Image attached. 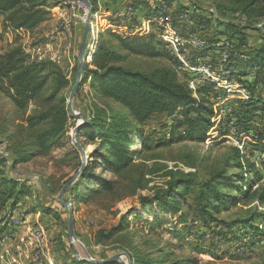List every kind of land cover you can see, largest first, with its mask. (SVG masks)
<instances>
[{
  "label": "rangeland",
  "instance_id": "374dc122",
  "mask_svg": "<svg viewBox=\"0 0 264 264\" xmlns=\"http://www.w3.org/2000/svg\"><path fill=\"white\" fill-rule=\"evenodd\" d=\"M141 1L146 3L144 8L140 5ZM96 2L90 21L88 48L93 43L97 47L104 42L112 46L116 52L125 55L110 32L121 36L152 34L164 42L169 56L177 62L179 79L189 88L194 89L197 84L209 81L215 83L216 88L224 89L225 94L223 96L220 94L218 98L214 97V93L210 95L215 116L212 117L214 125L208 130V138L205 141L177 140L171 144L158 146L156 139L168 136L169 120L164 114H155L142 127V135L133 136L134 144L130 149L136 153L131 156L130 164L123 168L120 174L98 170L102 177L115 180L114 189L89 194L78 201L74 199L68 201L73 205L74 245L79 257L104 259L117 252H125L128 256V253L135 254L139 251L154 259H161L160 261L166 259L167 262L177 258L194 257L197 264H264V219L256 216L264 212V207L252 195L238 204L223 207L216 215L222 222L235 223L231 229L222 224L216 225L215 222L210 228L205 227L190 205L193 193H188L180 199L185 222L177 224L175 230L170 224L154 226L150 229L134 216H130L128 226L123 231L111 238L105 237V234L101 236V231L106 232L117 225L121 215L128 213L130 209L141 210L140 197L153 196L179 175H193L197 181H202L221 170L229 174L235 173V169L229 168L232 145L244 151L261 170L263 176L260 183H264V138L259 141L263 149H252L249 143L254 138L251 131L241 135L239 131L232 129V132L226 135V140L219 137V129L222 125L220 119L224 117V113L234 107L233 100L248 98V90L236 78L227 79L223 76L227 71L220 61H225L229 53L227 48H221L225 43H217L215 49L207 50L205 54L200 55V51L209 44L208 41L216 30L224 29L219 26V22L230 21L228 9H236L239 4L231 0H97ZM147 7L150 9L147 10ZM59 10L65 14L63 35L57 32L61 22ZM76 13L77 6L74 1L61 0L59 4L57 2L50 9L49 18L40 23V25L46 23L45 26L40 28L39 25L32 30L33 39L17 34L22 31L15 35L9 32L8 35L0 33V53L17 41L32 57L56 62L70 80L69 87L62 91L64 96L68 97L75 81L77 53L84 26L81 21L79 24L76 23ZM202 16L203 19L207 18V24L204 21L197 22ZM255 17L257 18L253 20L244 18L234 20L241 23L249 21L258 29H264V16ZM53 18L57 22L55 31L54 26L50 27ZM73 25H76V31ZM44 34H47V38ZM257 35L250 31L249 42H258ZM10 39L12 42H9ZM47 43L51 44L49 57L46 51ZM93 53L87 49L86 61L89 69H93L91 64ZM119 63L144 72L159 67H173L172 60L150 58L145 55H126ZM211 65L214 68H211ZM84 69L85 66L72 102L73 111L79 113L85 120L93 113L94 104L99 107L110 106L118 111V105L94 93L89 85L90 77L82 84ZM46 92L43 95H46ZM46 106L47 102L41 97L32 101L25 110L20 111L15 109L9 99L0 92V140L5 141L10 137L8 139L10 145L19 141L27 132L24 118ZM68 115L66 133L62 139L64 144L61 148H53L47 154L35 156L10 170L14 177L26 181L30 194L21 198L8 218L5 230L0 233V264H3L1 261H12V258L16 259V264L49 262L48 247L54 255L56 264H90L76 258L68 240L67 209L57 202V195L64 181L75 175L78 161L75 154L69 153L74 151L71 133L77 121L69 113ZM256 118L257 123L262 124L258 115ZM251 127L254 128L255 124H251ZM143 137H149L145 147L141 144ZM6 143L8 144L7 141L0 143V151L6 152L10 149L6 148ZM90 146L93 148L92 145ZM89 153L86 154L87 162L90 160ZM253 154L256 155L252 157ZM229 191L235 194L234 190ZM43 206L52 207L56 215L53 212L44 213L41 209ZM146 217L151 219L149 214ZM249 217L255 218L256 227L261 229V233L254 238L252 247L248 246L249 237L244 235L238 222ZM172 220L173 223L176 222V218ZM22 224L25 226L21 233L23 236L15 235L14 232ZM61 247L64 249L61 250ZM23 252L29 258L17 261L22 260Z\"/></svg>",
  "mask_w": 264,
  "mask_h": 264
},
{
  "label": "trees",
  "instance_id": "16d2710c",
  "mask_svg": "<svg viewBox=\"0 0 264 264\" xmlns=\"http://www.w3.org/2000/svg\"><path fill=\"white\" fill-rule=\"evenodd\" d=\"M89 1L95 9L97 0ZM231 1L239 4V7L228 9L230 21L219 22V26L224 29L216 30L209 39V44L200 51V55L215 49L217 43H225L221 48H227L229 53L225 61H220L227 71L223 76L227 79L236 78L248 90V98L233 100L234 107L220 119L223 126H220L219 137L226 140V135L232 129L246 133L251 131L254 137L249 142L251 148L263 149L259 141L264 138V29H258L249 21L241 23L234 19L253 20L257 18L255 16H264V0ZM57 2L59 4L61 0H0V33L9 32L15 35L19 31L36 29L49 18L50 9ZM140 5L144 8L146 3L141 1ZM133 7L135 8V4ZM203 18H198L197 22H208L207 18ZM250 31L258 34V42H249ZM109 34L114 37L125 55L116 52L104 42L97 47L95 45L92 51L90 46L87 47L90 52H94L91 57L93 69H89L85 63L82 84L90 77L89 85L94 93L118 105V111L110 106L99 107L94 104V111L86 120L87 124L75 135V139L83 147L90 144L93 148L89 153L90 160L80 176L67 188L65 201H78L89 194L112 191L115 180L102 177L98 170L120 174L130 164L131 156L136 153L130 149L134 144L133 136L142 135V127L155 114H164L169 120L168 136L158 137V146L177 140L205 141L208 130L214 125L212 117L215 116L210 95L214 93V97L218 98L225 94L224 89L216 88L215 83L209 81L197 84L194 89L189 88L178 77L176 60L169 56L164 42L154 35ZM126 55L166 58L172 60L173 67H159L144 72L119 63ZM211 68H214L213 65ZM69 85L70 80L56 62L32 57L17 41L0 53V92L9 99L13 107L20 111L25 110L32 101L41 97L47 102L45 108L24 118L26 134L13 145L8 140L10 137L6 138V148L10 149L6 152L0 151V233L5 230L6 222L21 198L30 194L26 181L14 177L10 170L35 156L47 154L53 148H61L64 144L62 139L66 133L69 112L67 97L62 91ZM45 91L46 95H43ZM257 115L262 124L257 123ZM251 124H255V127H251ZM148 139L149 137H143L142 147L146 146ZM5 141L0 140V143ZM73 148L74 151L69 153L75 154L78 160L75 168L77 172L81 159L75 145ZM229 161V168L235 169V173L229 174L221 170L202 181H197L193 175H179L153 196L140 197L139 204L142 209H130L128 213L121 215L117 225L106 232L101 231V236L105 234V237L111 238L123 231L128 226L130 216H134L150 229L170 224L175 230L179 224L185 222L180 199L188 193H193L190 205L205 227L210 228L215 222L216 225L222 224L231 229L235 223L222 222L216 215L223 207L238 204L251 195L264 207V183H260L263 176L261 170L244 151L234 145L231 146ZM229 190H234L235 194ZM41 209L47 214L55 213L52 207L43 206ZM147 214L151 219L146 217ZM256 216L264 219V212ZM174 218L175 223L172 220ZM254 220L255 218L249 217L238 221L244 235L249 237V247L254 245V238L261 233ZM245 247L247 248L246 243ZM128 257L130 264H197L194 257L167 262L166 259L160 261L161 259H154L139 251L135 254L128 253Z\"/></svg>",
  "mask_w": 264,
  "mask_h": 264
},
{
  "label": "water",
  "instance_id": "95a60500",
  "mask_svg": "<svg viewBox=\"0 0 264 264\" xmlns=\"http://www.w3.org/2000/svg\"><path fill=\"white\" fill-rule=\"evenodd\" d=\"M83 2L86 5L87 8V14H86V22L83 26L82 35L78 47V53H77V65H76V75H75V81L72 85V88L69 92V95L66 100L67 109L69 114L77 121L74 129L72 130L71 136H72V142L74 143L75 147L77 148L80 159H81V166L79 170L75 173L74 176H72L60 189L58 195H57V202L59 205L65 209H67V233H68V240L70 242V245L72 249L74 250L76 254V258L78 260L87 261L92 264H130V259L127 256L125 252H117L113 255H110L107 258L104 259H94L89 257L88 259H83L79 257V252L76 249L74 245V216H73V205L71 202L64 200V194L67 190V188L73 184L78 177L80 176L83 168L85 167L87 163V155L85 153V147H83L75 138L74 136L81 130L83 125L87 124V121L79 115V113H76L72 109V102L75 97V94L77 92V89L80 85L81 79H82V71L84 68V65L86 63V42H87V36L89 32V23L92 18L93 14V7L89 0H83Z\"/></svg>",
  "mask_w": 264,
  "mask_h": 264
},
{
  "label": "crops",
  "instance_id": "0c3cea01",
  "mask_svg": "<svg viewBox=\"0 0 264 264\" xmlns=\"http://www.w3.org/2000/svg\"><path fill=\"white\" fill-rule=\"evenodd\" d=\"M46 24V23H45ZM45 24H41L39 27L40 28H43L44 26H45ZM57 25V22H56V20L53 18V21H52V23H51V26L50 27H53L54 26V31L56 30V28H55V26ZM73 26H75V31L77 30L76 28V25H73ZM34 32V31H33ZM33 32L32 31H28V32H21V33H17L18 35H20V36H23V37H25V36H27V39L29 38V39H33ZM6 35H8V33H5ZM26 34V35H25ZM56 35V33L55 34H53V37ZM44 37H46L47 38V34H44ZM9 42H12L11 41V39L9 40ZM24 222H25V220H23ZM23 224H25V223H23ZM22 224V225H23ZM21 225V226H22ZM19 227L18 229H17V231H15L14 232V234L15 235H20V236H23L21 233H23V227H25L24 225L22 226V227ZM48 251H49V262H44L43 264H56V261L53 259V253L52 252H50V250H49V247H48ZM23 254V258H22V260L21 259H18L17 261H24V260H27L29 257H28V255L25 253V252H23L22 253ZM20 258V257H19ZM8 262H3V261H1V263H3V264H7V263H9V264H16L15 262H16V259L15 258H12V261H9V260H7ZM35 263V262H34ZM35 264H37V263H35Z\"/></svg>",
  "mask_w": 264,
  "mask_h": 264
},
{
  "label": "built area",
  "instance_id": "2783aa9c",
  "mask_svg": "<svg viewBox=\"0 0 264 264\" xmlns=\"http://www.w3.org/2000/svg\"><path fill=\"white\" fill-rule=\"evenodd\" d=\"M71 1H74L76 6H77L76 23L79 24V22L81 21L85 24V21H86V5H85V3L83 2V0H71ZM59 12H61V22H60V26H59V29L57 32H58V34L63 35L64 31H65L63 29V21L65 19V14L61 10H59ZM46 51H48V57H49L51 55V44L50 43H47V50ZM239 133L241 135H243L246 132L245 131H239ZM254 155H256V154H253L252 157Z\"/></svg>",
  "mask_w": 264,
  "mask_h": 264
},
{
  "label": "bare ground",
  "instance_id": "6f19581e",
  "mask_svg": "<svg viewBox=\"0 0 264 264\" xmlns=\"http://www.w3.org/2000/svg\"><path fill=\"white\" fill-rule=\"evenodd\" d=\"M67 3V2H66ZM74 5V4H73ZM76 8V7H75ZM68 9V8H67ZM87 9V8H86ZM75 11V10H74ZM93 15V14H92ZM75 16V15H74ZM61 21V20H60ZM64 24V23H63ZM67 25V24H66ZM89 28H90V23H89ZM88 36H89V32H88ZM88 36H87V40H88ZM94 43L93 44H91V46H90V48H91V51H92V49L94 48ZM86 54H87V42H86ZM86 58H87V56H86ZM86 63H87V61H86ZM92 150V148H91V146L88 144L86 147H85V153L87 154V153H89L90 151Z\"/></svg>",
  "mask_w": 264,
  "mask_h": 264
}]
</instances>
